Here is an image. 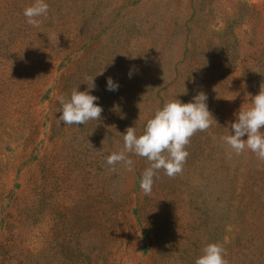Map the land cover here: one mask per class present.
I'll use <instances>...</instances> for the list:
<instances>
[{"label":"rangeland","instance_id":"obj_1","mask_svg":"<svg viewBox=\"0 0 264 264\" xmlns=\"http://www.w3.org/2000/svg\"><path fill=\"white\" fill-rule=\"evenodd\" d=\"M32 2L0 0V264H195L208 243L264 264V160L222 139L264 87V0H47L39 27ZM89 77L100 118L60 124L58 97ZM201 91L214 119L180 173L145 194L146 158L106 163Z\"/></svg>","mask_w":264,"mask_h":264},{"label":"clouds","instance_id":"obj_2","mask_svg":"<svg viewBox=\"0 0 264 264\" xmlns=\"http://www.w3.org/2000/svg\"><path fill=\"white\" fill-rule=\"evenodd\" d=\"M48 11L47 0H33L24 8L23 15L28 24L39 27L42 22L40 18L46 17ZM131 74L130 70L129 76ZM94 78H87L91 83H86L84 91L79 90L78 84L70 94L58 97L60 115L56 119L60 124L63 122L64 125L79 127L100 118L103 109L96 103L99 98L92 94L96 87ZM118 87V82L112 77L107 78V90L116 91ZM247 95L251 97L250 106H242L234 113L235 119L230 122L232 133L229 132L222 139L236 154L247 148L264 160V87L261 86L255 95ZM213 119L207 105V95L203 91L187 103L177 96L171 98L148 119L142 134L137 135L135 127H128L123 134L119 132L123 137L124 149L107 156L106 163L113 166L123 162L131 170L133 161L127 153L146 158L148 166L142 173L140 187L148 194L152 191L158 170L163 169L169 177L182 171L188 155L185 146L190 142V137L197 131L208 129ZM245 135L247 139H242ZM223 252L220 244L208 243L195 259V264H227Z\"/></svg>","mask_w":264,"mask_h":264}]
</instances>
